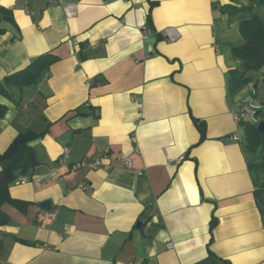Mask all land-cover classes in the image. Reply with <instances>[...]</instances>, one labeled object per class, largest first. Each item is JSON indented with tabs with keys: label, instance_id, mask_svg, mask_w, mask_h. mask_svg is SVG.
Here are the masks:
<instances>
[{
	"label": "crops",
	"instance_id": "obj_1",
	"mask_svg": "<svg viewBox=\"0 0 264 264\" xmlns=\"http://www.w3.org/2000/svg\"><path fill=\"white\" fill-rule=\"evenodd\" d=\"M233 1L0 0V19L2 7L13 17L0 23V80L57 56L15 100L0 95V154L46 130L30 143L39 163L29 180L9 186L28 204L2 205L0 264H264L234 119L244 99L229 93L237 39L220 6ZM67 146L77 169L57 161ZM105 153L101 169L86 165Z\"/></svg>",
	"mask_w": 264,
	"mask_h": 264
},
{
	"label": "trees",
	"instance_id": "obj_2",
	"mask_svg": "<svg viewBox=\"0 0 264 264\" xmlns=\"http://www.w3.org/2000/svg\"><path fill=\"white\" fill-rule=\"evenodd\" d=\"M264 5V0H248L247 4L227 3L220 6L222 14L238 16L243 14L239 23V29L243 33L245 41L240 45H233L231 51L236 59L241 60V67H235L229 70V93L236 95L241 88L249 82L247 72L250 70H260L264 67V20L255 13V8ZM3 20L11 19V11L2 7ZM5 31L0 25V35ZM57 60V56L47 52L27 66L7 74L0 80V95L11 100H15L13 95L14 88H23L25 86L38 83L47 72L51 64ZM256 93L258 90L255 88ZM263 109L256 112L258 122L248 119H241L244 132L240 138L249 170L252 174L255 185V198L264 218V134L257 129L259 121L264 120ZM7 106L0 103V117L7 113ZM201 132V140L206 137V124L204 121L196 120ZM46 130L36 133L28 130L20 133L11 143L8 150L0 154V226L10 221L9 215L3 211L2 205L5 202L18 204L22 209L28 204L26 201L17 200L11 197L9 186L15 182L20 175H28L30 170L39 163L35 148L30 144L34 139L42 136ZM261 158V161L258 160ZM216 224V218L211 221V228ZM3 248V242L0 240V251Z\"/></svg>",
	"mask_w": 264,
	"mask_h": 264
},
{
	"label": "built area",
	"instance_id": "obj_3",
	"mask_svg": "<svg viewBox=\"0 0 264 264\" xmlns=\"http://www.w3.org/2000/svg\"><path fill=\"white\" fill-rule=\"evenodd\" d=\"M73 6L67 7V12L69 15L73 14ZM168 34L170 36H174L175 32L173 29H170L168 31ZM256 93V90H253V95ZM263 109V105L261 104H255L254 100L251 101H241L236 104L235 112H234V119L237 122H240L241 119H243L244 116L248 117V119L252 120L253 122H258V118L256 117V112ZM243 115V116H242ZM235 139H238V135H234ZM133 140L135 141L136 138L133 137ZM71 155V149L70 147H64L62 154L58 158V163L61 166L69 167V169H77L79 166L78 164H69V158ZM106 153L104 155L98 154L91 158H89L86 161V165L91 169H101L104 166L103 159L106 157ZM120 160L124 163L126 166L132 165L131 158L126 154H120ZM53 174H57V171H52ZM29 180L27 175H20L14 183L16 184H23L26 183Z\"/></svg>",
	"mask_w": 264,
	"mask_h": 264
},
{
	"label": "rangeland",
	"instance_id": "obj_4",
	"mask_svg": "<svg viewBox=\"0 0 264 264\" xmlns=\"http://www.w3.org/2000/svg\"><path fill=\"white\" fill-rule=\"evenodd\" d=\"M238 4H247L248 0H235ZM255 13H257L263 20H264V5L256 7ZM243 14H239L238 16H230L229 14L225 15L224 18L226 22L231 21L229 36L233 39L236 38L237 40L234 42V45H240L245 41L243 33L239 29V23L242 19ZM229 46V45H228ZM239 64L238 67H241V60L237 59ZM247 76L249 77V82L245 84L241 88V94L244 101H251L254 100L255 104H264V67L260 70H250L247 72ZM258 90L257 95H253L254 89ZM243 116V115H242ZM243 119L248 120V117L244 116ZM239 130L244 132L243 126L240 123ZM261 161V158H258ZM264 180V177H263Z\"/></svg>",
	"mask_w": 264,
	"mask_h": 264
},
{
	"label": "water",
	"instance_id": "obj_5",
	"mask_svg": "<svg viewBox=\"0 0 264 264\" xmlns=\"http://www.w3.org/2000/svg\"><path fill=\"white\" fill-rule=\"evenodd\" d=\"M151 42L155 41V38H151ZM257 129L261 131L264 134V120L259 121L257 125ZM40 208L45 210V211H51L52 210V205L50 200H46L40 203ZM141 223H138V226H140Z\"/></svg>",
	"mask_w": 264,
	"mask_h": 264
}]
</instances>
